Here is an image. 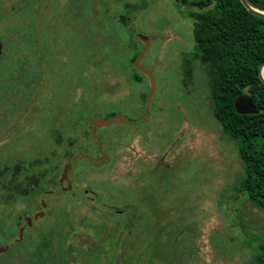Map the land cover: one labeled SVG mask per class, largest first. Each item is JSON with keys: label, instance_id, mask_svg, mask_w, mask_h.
<instances>
[{"label": "rangeland", "instance_id": "1", "mask_svg": "<svg viewBox=\"0 0 264 264\" xmlns=\"http://www.w3.org/2000/svg\"><path fill=\"white\" fill-rule=\"evenodd\" d=\"M187 9L0 0V264H254L264 212L211 114Z\"/></svg>", "mask_w": 264, "mask_h": 264}, {"label": "trees", "instance_id": "2", "mask_svg": "<svg viewBox=\"0 0 264 264\" xmlns=\"http://www.w3.org/2000/svg\"><path fill=\"white\" fill-rule=\"evenodd\" d=\"M180 1L190 8L186 15L192 20L191 57L204 73L211 114L221 135L235 143L242 162L240 190L264 212V83L258 72L264 61V18L252 14L239 0ZM245 1L264 12V0ZM239 92L248 95L256 113L234 111L233 100ZM254 264H264V243Z\"/></svg>", "mask_w": 264, "mask_h": 264}, {"label": "water", "instance_id": "3", "mask_svg": "<svg viewBox=\"0 0 264 264\" xmlns=\"http://www.w3.org/2000/svg\"><path fill=\"white\" fill-rule=\"evenodd\" d=\"M239 1L252 14L257 15V16H259L261 18H264V12L256 10L254 8H251L246 3L245 0H239ZM138 37L144 43V46H143V49H142V52H143L144 49L147 46L148 39H147L146 36L141 35V34H138ZM142 52L138 55L137 59H135V61H134V65L137 68H139V66L137 65V62H138V59L141 56ZM263 67H264V61L260 64L259 69H258L259 76H260L262 82L264 83V79L261 76V70H263ZM144 71H146V70H144ZM146 73H147L148 78H149V80L151 82V77H150L149 73L147 71H146ZM150 88H152V84H151ZM233 109L238 114H252V113H256L257 112V109L251 104L248 95L246 93H244V92H239L235 96V98L233 100ZM110 121H122V122H124L125 120L123 118L119 117V116H114L110 120H107V121L106 120H101L100 118H95L93 121H91L89 123V125L90 126H96V125H99V124L107 125ZM105 157L106 156L102 153L101 162L104 161ZM98 164H101V163H98ZM68 168H69V163L68 162L64 163L62 168H61V172H60V176H59V181L60 182H62L63 180L66 179ZM66 188L69 189L70 185L68 184Z\"/></svg>", "mask_w": 264, "mask_h": 264}, {"label": "flooded vegetation", "instance_id": "4", "mask_svg": "<svg viewBox=\"0 0 264 264\" xmlns=\"http://www.w3.org/2000/svg\"><path fill=\"white\" fill-rule=\"evenodd\" d=\"M91 127V126H90ZM102 154V153H101ZM99 163H102V162H99ZM61 172V171H60ZM59 176H60V173L58 174V179H57V183H62L59 181ZM0 179H1V176H0ZM66 179H67V175H66ZM65 179V180H66ZM13 182V181H12ZM12 182L9 183L7 186H9L8 188H10V192L12 190L11 186H12ZM69 183L66 184V187ZM70 185V184H69ZM21 192L25 195H27L30 199H32V196H33V193L34 191L35 192H42V189H33L32 187H27V186H22L21 185ZM65 187V188H66ZM28 188V189H26ZM62 189H64V187H61ZM67 189V188H66ZM30 194V195H29ZM39 205L41 208H44L46 206V203L42 200V199H39ZM43 212L41 210H37L35 211L33 214H32V217L30 218L29 216H23L22 219H23V223L24 224H20L18 227H17V233H16V238L15 240H20L24 234L26 233L27 229L30 227V224L32 222V220H34L35 218H37L38 216H42ZM2 225H3V222H2ZM6 226H9L8 224H5ZM11 231L13 232L14 229L11 227ZM4 248H6V245L1 247L0 246V250L2 251ZM38 264V263H36Z\"/></svg>", "mask_w": 264, "mask_h": 264}, {"label": "bare ground", "instance_id": "5", "mask_svg": "<svg viewBox=\"0 0 264 264\" xmlns=\"http://www.w3.org/2000/svg\"><path fill=\"white\" fill-rule=\"evenodd\" d=\"M261 76L264 79V72H263V70H261Z\"/></svg>", "mask_w": 264, "mask_h": 264}]
</instances>
